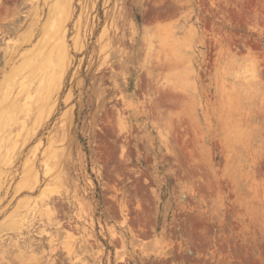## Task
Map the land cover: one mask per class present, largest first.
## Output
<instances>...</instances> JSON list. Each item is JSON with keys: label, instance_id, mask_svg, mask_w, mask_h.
<instances>
[{"label": "rangeland", "instance_id": "1", "mask_svg": "<svg viewBox=\"0 0 264 264\" xmlns=\"http://www.w3.org/2000/svg\"><path fill=\"white\" fill-rule=\"evenodd\" d=\"M0 264H264V0H0Z\"/></svg>", "mask_w": 264, "mask_h": 264}, {"label": "bare ground", "instance_id": "2", "mask_svg": "<svg viewBox=\"0 0 264 264\" xmlns=\"http://www.w3.org/2000/svg\"><path fill=\"white\" fill-rule=\"evenodd\" d=\"M30 159V158H29Z\"/></svg>", "mask_w": 264, "mask_h": 264}]
</instances>
